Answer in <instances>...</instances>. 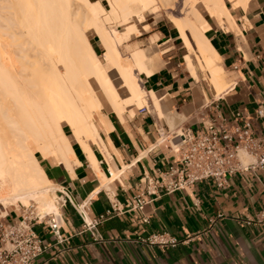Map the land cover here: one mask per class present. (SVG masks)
Wrapping results in <instances>:
<instances>
[{"label":"crops","instance_id":"obj_1","mask_svg":"<svg viewBox=\"0 0 264 264\" xmlns=\"http://www.w3.org/2000/svg\"><path fill=\"white\" fill-rule=\"evenodd\" d=\"M231 15L234 29L228 23L220 28L212 18L206 20L210 26L206 37L224 70L220 83L227 85L218 98L212 90H205L200 73L199 82L188 75L186 51L177 32L160 25L149 37L156 35L172 48L164 53L163 66L149 77L141 76L140 84L158 97L162 118L151 103L127 107L122 118L110 107L107 112L102 108L110 128L99 132L101 147L90 146L95 163L69 131L65 133L74 156L70 162L73 173L63 163L38 158L51 185L67 190L73 198V206H56L65 240L62 254L54 249L55 237L45 225L34 227L46 247L38 264H264V221L256 219L264 207V170L236 174L228 178L224 189L205 181L172 193L152 187L150 194L144 192L146 179L160 182L166 169L176 164L169 142L158 144L160 136L169 140L177 128L197 129L193 122L200 121L199 116L205 120L215 107L226 119L236 112L252 117L259 105L264 112V0H249L245 8L231 9ZM143 108L145 112H140ZM255 124L260 128V120ZM110 167L116 171L115 178ZM138 195L147 202L141 214H114L93 232L79 233L82 220L77 207L86 203L93 219L109 210L111 202L122 207ZM6 209L8 219L19 217L18 208ZM6 209L0 207V213ZM158 233L179 243L174 247L149 245L146 239Z\"/></svg>","mask_w":264,"mask_h":264},{"label":"bare ground","instance_id":"obj_2","mask_svg":"<svg viewBox=\"0 0 264 264\" xmlns=\"http://www.w3.org/2000/svg\"><path fill=\"white\" fill-rule=\"evenodd\" d=\"M172 1L0 0V207L20 211L32 206L37 215L59 214L57 186L47 180L37 157L63 163L72 172L67 129L95 163L90 146L101 144L99 132L110 128L97 92L120 118L127 107L150 103L162 118L158 97L145 91L138 79L155 73L145 51L127 47L130 54L124 58L119 48L139 34L134 21L143 24L145 14L160 7L169 10ZM248 2L185 0V15L169 19L186 51L189 76L197 82L203 73L217 98L227 85L220 83L224 70L206 37L210 26L203 13L220 28L228 23L234 29L231 9L245 8ZM89 32L103 48L102 58L94 53ZM116 80L126 90L125 98L119 96ZM164 140L162 136L158 144ZM111 172L115 178L116 171Z\"/></svg>","mask_w":264,"mask_h":264},{"label":"built area","instance_id":"obj_3","mask_svg":"<svg viewBox=\"0 0 264 264\" xmlns=\"http://www.w3.org/2000/svg\"><path fill=\"white\" fill-rule=\"evenodd\" d=\"M233 69L237 67L233 66ZM139 111L145 112V108ZM199 117L200 121L193 122V126H199L197 129L177 128L179 134L173 131L170 139L163 141L169 142L172 154L177 156L176 164L166 169L164 180L161 178L160 182H151L146 179V194H150L151 187L172 193L205 181L218 189H224L228 178L236 174L264 170V112L260 105L252 117L244 112H236L226 119L218 114L216 107L207 114L205 120L203 116ZM258 120L261 122L260 128L255 127ZM55 194L56 206H73V198L67 190L56 188ZM110 204L109 210L93 219L88 216L86 203L77 207L82 220L79 233L93 232L101 221L114 214H141L147 202L142 195H138L122 207L114 202ZM32 209V206L21 207L20 215L15 219L0 216V264H38L37 260L46 247L34 231L36 225H45L52 232L55 237L54 249L58 254L63 253L65 240L60 235V214L37 215ZM256 219L258 223L264 221V207ZM143 222L146 223V220ZM146 242L159 247H174L179 243L166 233L152 234ZM41 264H46V261Z\"/></svg>","mask_w":264,"mask_h":264},{"label":"rangeland","instance_id":"obj_4","mask_svg":"<svg viewBox=\"0 0 264 264\" xmlns=\"http://www.w3.org/2000/svg\"><path fill=\"white\" fill-rule=\"evenodd\" d=\"M95 1H98V0H95ZM184 3H185V0H173L172 1V7L169 8V10H165V9L160 7V8H158L156 13H149V14L147 13V14H145V20H144L143 24H139V23L134 21L133 23L135 24L139 34H136V35L132 36L131 39L129 40L128 44H124L123 46H121L122 48H119L120 52H121V55L124 58H127L128 57L127 55L130 54V52H129V54L127 52L128 48H133L134 46H135L136 49H139V48L143 49L145 51L147 57L149 58L151 64H152V68H153L154 72H157L163 66L162 57L171 50L172 46L168 44V41L167 42L166 41L160 42L158 36H156V35H152V36L149 37V33H150V31L154 30L156 27H159L160 25H165L171 31H174L173 25L169 22V19L171 17L182 18V16L185 15L186 10H188V6H184ZM101 4H102L104 9L108 8L106 2H101ZM226 5L228 6V8L231 7L230 3H226ZM197 8H198V10L200 12L203 13V9L201 8V6L198 5ZM203 15H204L205 18L207 17V15H205V13H203ZM145 26H146V28H145ZM117 29L122 30L123 27H117ZM86 35L88 37L89 42L92 44V46L94 48V53L97 55V57H101L102 58V54L104 53V50H103V48L101 46L98 45L97 37H95L90 32L87 33ZM163 43H165V44H163ZM180 43H181V41H180ZM127 45H129V46H127ZM164 49L168 50V52L165 53V54H161L160 50H164ZM129 51H130V49H129ZM59 68L61 69L60 66H59ZM184 69H185V66H184ZM187 73H188V71H187ZM199 73H198V75H199ZM109 75H111L110 77H113L114 73H110ZM200 78L205 81L204 82L202 80V84H203L205 90H209L210 89V90L213 91V89L209 85V83L206 80V77H205V75H203V73H200ZM200 78H199V80L197 82L200 81ZM138 79L140 80V77H138ZM114 84L119 89L118 90L119 96L121 98H125L127 96V93L125 92V89L119 88L120 82L116 80V81H114ZM140 86H141V84H140ZM96 94H97L98 98L100 99V101L102 103V108H104L103 110L105 112L109 111V108H108L109 105L104 100L102 95L99 92H97ZM205 94L206 93L203 92V95H205ZM204 98H205V96H204ZM205 100H206V98H205ZM170 126L172 127V123L170 124ZM64 130H65V132L68 131L67 129H64ZM37 158H40V157H37ZM6 211H7V209L3 210L1 212L2 216H4V214H6L5 213Z\"/></svg>","mask_w":264,"mask_h":264},{"label":"trees","instance_id":"obj_5","mask_svg":"<svg viewBox=\"0 0 264 264\" xmlns=\"http://www.w3.org/2000/svg\"><path fill=\"white\" fill-rule=\"evenodd\" d=\"M91 1H95V0H91ZM206 20H207V21H210V19H209L208 17H206ZM178 41H180V40H178Z\"/></svg>","mask_w":264,"mask_h":264}]
</instances>
